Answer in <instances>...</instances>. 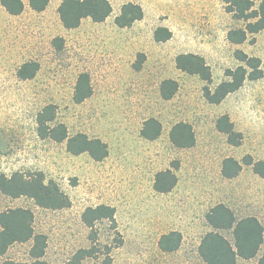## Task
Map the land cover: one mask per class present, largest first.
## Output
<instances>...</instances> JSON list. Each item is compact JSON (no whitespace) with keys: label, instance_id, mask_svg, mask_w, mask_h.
<instances>
[{"label":"rangeland","instance_id":"rangeland-1","mask_svg":"<svg viewBox=\"0 0 264 264\" xmlns=\"http://www.w3.org/2000/svg\"><path fill=\"white\" fill-rule=\"evenodd\" d=\"M22 1L23 10L16 15L0 4V173L40 171L67 194L70 205L48 209L31 198L0 193V211H32L34 231L46 236L43 259L48 264H63L78 249L89 247L94 248L92 255L82 264H106L107 257L109 264H204L197 246L209 228L205 214L210 207L224 200L239 215L264 207V178L258 179L246 165L238 177L220 176L225 157L241 161L246 154L264 156V28L241 44L229 43L224 35L241 22L225 12L222 0H161L162 13L128 28H118L111 15L100 23L85 18L71 29L59 20L57 0H49L40 12ZM159 24L172 30L173 38L155 41ZM235 49L259 57L263 75L246 80L217 104L205 100L199 77L175 66L179 52L202 55L213 87L225 78L226 68L239 63ZM28 61L38 69L32 78L20 79L17 70ZM81 72L89 75L92 93L75 103ZM166 78L178 83L168 100L159 94ZM49 103L56 106L55 122L65 124L69 135L82 132L101 139L107 156L96 161L87 152L69 153L65 141L40 138L36 114ZM224 113L242 134L239 145L229 144L215 127ZM148 118L161 123L153 140L140 135ZM178 121L191 124L192 147L176 148L170 142L169 129ZM165 169L175 173L177 182L160 193L153 188L154 176ZM98 204L114 208L115 228L106 219L92 227L83 223L85 208ZM170 230L179 231L182 239L176 250L163 252L158 239ZM30 245L11 244L0 262L30 261ZM254 261L239 259L236 264Z\"/></svg>","mask_w":264,"mask_h":264},{"label":"trees","instance_id":"trees-1","mask_svg":"<svg viewBox=\"0 0 264 264\" xmlns=\"http://www.w3.org/2000/svg\"><path fill=\"white\" fill-rule=\"evenodd\" d=\"M225 12L241 22L238 27L227 30L226 38L232 44H241L250 35L264 28V0H222ZM49 0H28L29 7L36 11H43ZM3 8L12 15L23 10L22 0H0ZM59 20L64 28L78 27L84 18L94 22H103L112 12L109 0H61L57 6ZM143 10L137 3L126 2L120 7L119 13L113 21L117 27L131 26L135 21L142 19ZM171 37V31L164 26H158L153 31L155 41H165ZM57 38L54 40L56 41ZM234 58L239 62L233 68L224 70V79L213 87L212 73L204 57L196 53H179L175 56V66L181 72L196 75L204 82L202 95L209 103L217 104L228 94L239 89L246 80H256L262 77L260 58L251 56L241 49L233 51ZM38 69V64L33 61L23 63L17 70L20 79L32 78ZM178 83L171 78L163 79L159 86L162 99L168 100L174 96ZM92 93L89 75L79 73L76 78L72 99L80 103ZM56 106L52 103L44 105L36 114V131L40 138H49L55 142L65 141L66 150L71 154L87 152L96 161L107 156V145L99 138H90L85 133L77 132L69 135L65 124L55 122ZM217 131L225 134L226 141L231 145H239L242 134L235 130L233 122L224 113L215 121ZM161 132V123L155 118H148L143 122L140 135L148 140L155 139ZM169 140L176 148L191 147L195 143L194 130L190 123L185 121L175 122L168 132ZM242 164L251 165L252 171L264 177V160H254L246 154L241 161L233 157L222 160L221 173L224 177L236 176ZM177 167V165H174ZM177 182L175 173L170 169L158 171L154 176L153 188L160 193L169 192ZM0 193L16 198L25 196L43 208L61 209L70 205V199L52 180H46L43 173L13 172L10 175L0 173ZM83 223L92 227L98 220H108L115 228V210L112 206L98 204L87 207L81 214ZM205 220L210 227L201 237L197 252L204 264H236L238 259H255L253 264H264V252L259 253L263 243V226L254 215L237 218L231 208L224 203H217L205 214ZM220 231L231 235L229 240ZM117 233V232H116ZM181 233L170 230L160 235L158 247L163 252L176 250L181 242ZM94 241V234L90 236ZM31 241L29 248L30 261H14L5 259L0 264H48L43 259L46 248V236L37 233L33 228V213L24 207L7 208L0 211V255L15 242ZM121 240H119V243ZM93 247L78 249L63 264H82V260L92 255ZM106 264H109L108 257Z\"/></svg>","mask_w":264,"mask_h":264},{"label":"crops","instance_id":"crops-1","mask_svg":"<svg viewBox=\"0 0 264 264\" xmlns=\"http://www.w3.org/2000/svg\"><path fill=\"white\" fill-rule=\"evenodd\" d=\"M110 1V0H109ZM61 2V0H57V5H59V3ZM126 2H133V3H137V4H139L140 6H141V8H142V10H143V17H142V19H140V20H145V18H146V16H148V15H151L152 17H157V15L158 14H160V13H162V9H164L165 8V6H164V2H161V0H114V3H112V0L110 1V3H111V6H112V12H111V14L106 18V19H108L111 15H112V20L114 19V17L119 13V10H120V7H121V5L123 4V3H126ZM88 18V17H87ZM85 19V18H84ZM105 19V20H106ZM83 20V19H82ZM104 20V21H105ZM140 20H137V21H135V22H138V21H140ZM103 21V22H104ZM82 22V21H81ZM94 22V21H93ZM134 22V23H135ZM97 23H100V22H97ZM113 23H114V21H113ZM133 23V24H134ZM132 24V25H133ZM131 25V26H132ZM131 26H129V27H131ZM159 26H163V25H160L159 24ZM156 27H158V26H156ZM164 27H166V26H164ZM118 28H120V27H118ZM124 28H128V27H124ZM169 29V28H168ZM170 30V29H169ZM171 31V37L169 38V39H171V38H173V36H174V33L172 32V30H170ZM224 38H225V40L227 39L226 38V35H224ZM169 39H167V40H169ZM166 41V40H165ZM228 41V40H227ZM159 42V41H158ZM229 42V41H228ZM230 43V42H229ZM232 44V43H231ZM188 52H190V53H196V52H194V51H185V52H179V53H188ZM179 53H177V54H179ZM176 54V55H177ZM197 54V53H196ZM200 55V54H199ZM202 56V55H201ZM232 121V120H231ZM235 128V127H234ZM236 130V129H235ZM237 131V130H236ZM238 132H240V131H238ZM192 147V146H191ZM187 148H189V147H187ZM249 155V154H248ZM254 160H259V159H263L264 160V156H262V157H258V158H254L252 155H250ZM235 159V158H234ZM242 159V158H241ZM237 160V159H236ZM238 161H240V160H238ZM221 166H222V162H221ZM221 166H220V176L222 177V178H224V179H232V178H235V177H238V176H240L243 172H244V170H245V166H244V164H242V168H241V170H240V172L236 175V176H234V177H231V178H227V177H224L223 175H222V173H221ZM247 166V169L249 170V172H251L253 175H255V176H257L258 177V179H262V178H264V177H260V176H258L257 174H255L253 171H252V168H251V165H246ZM171 191V190H170ZM256 194H258V192L256 193ZM264 196V195H263ZM258 197H260V196H258ZM219 202H221V203H224L226 206H228L229 208H231L232 210H233V212H234V214H235V216L237 217V218H240V217H243V216H247V215H254L260 222H261V224H262V226H263V241H264V207L263 208H260V207H258V210H257V212L256 213H254V214H244V215H239V214H237L238 212H237V209L235 208L234 209V207H231L230 205H228V203L226 202V201H224V200H221V201H218L217 203H219ZM217 203H215V204H217ZM214 204V205H215ZM213 205V206H214ZM211 208V207H210ZM209 211V210H208ZM207 211V212H208ZM208 227H209V225H208ZM208 230H210V227L208 228ZM223 235H225L229 240H231L232 238H231V235H229L226 231H220ZM263 244V243H262ZM262 246V245H261ZM239 260V259H238Z\"/></svg>","mask_w":264,"mask_h":264}]
</instances>
